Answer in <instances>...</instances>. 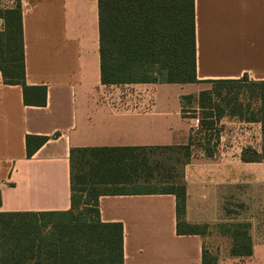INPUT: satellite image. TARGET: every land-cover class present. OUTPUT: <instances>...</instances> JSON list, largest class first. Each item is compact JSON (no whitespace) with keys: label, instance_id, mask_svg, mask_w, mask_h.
<instances>
[{"label":"crops","instance_id":"0c3cea01","mask_svg":"<svg viewBox=\"0 0 264 264\" xmlns=\"http://www.w3.org/2000/svg\"><path fill=\"white\" fill-rule=\"evenodd\" d=\"M20 3L26 84L46 87V104L25 106L0 72V213L69 211L72 149L185 146L199 113L196 104L182 112L183 96L195 101L217 80L264 81V0H193L195 82L118 86L101 84L98 0ZM14 5L0 0V11ZM123 87L139 91L120 96ZM217 126L212 155L198 151L183 167L182 220L227 218L220 201L236 190L250 212L244 264H264V241L252 234L264 221V160L240 159L247 147L260 152V124L224 113ZM28 135L51 139L27 158ZM98 207L101 222L123 225L124 264H201L202 236L176 234L174 196L106 193Z\"/></svg>","mask_w":264,"mask_h":264},{"label":"trees","instance_id":"16d2710c","mask_svg":"<svg viewBox=\"0 0 264 264\" xmlns=\"http://www.w3.org/2000/svg\"><path fill=\"white\" fill-rule=\"evenodd\" d=\"M98 8L102 85L195 82L193 0H98ZM0 18L4 21V29L0 32L3 82L22 88L25 106L44 107L46 87H29L26 84L20 0H15L13 8L0 11ZM234 86H238V90L244 89L257 102L255 115L249 113V117L244 116L236 100L239 94ZM222 92L235 94L227 98ZM191 99V96H183L182 104ZM195 104L199 126L212 129L213 133L208 135L211 139H207L208 148L203 150L205 156L212 155L219 132L217 124L225 113L245 122L260 124V152L247 147L242 150L240 159L246 163L264 160V81L252 82L245 76L237 80L212 81L210 90L198 93ZM182 112L185 113L184 110ZM55 137L57 135L52 138ZM50 139L26 136V157L31 158ZM191 140L190 135L187 145L182 147L72 149L71 210L0 213V264H124L123 225L101 222L98 200L106 194L97 190L99 186L146 185L149 188L132 194L172 195L175 198L176 234L200 235L197 225H189L182 220L184 182H175L170 171L165 174L164 162L151 160L156 150H183L188 157ZM76 157L88 167L84 190H75L74 187ZM81 177L79 180H85V176ZM88 194L90 199L86 200ZM108 194L127 193L114 191ZM81 207L89 209V217L80 211ZM248 230V223L232 226L228 234L232 241L231 256H250ZM201 264H207L203 250Z\"/></svg>","mask_w":264,"mask_h":264},{"label":"rangeland","instance_id":"374dc122","mask_svg":"<svg viewBox=\"0 0 264 264\" xmlns=\"http://www.w3.org/2000/svg\"><path fill=\"white\" fill-rule=\"evenodd\" d=\"M242 87L243 85H238ZM238 86H234L236 88L235 92H238V96L236 97L237 102L241 105V108L244 112L245 117H249V113L252 115H255L256 108L258 107L257 102L254 99H251L248 94L245 93L244 89H239ZM238 87V88H237ZM130 88H124L121 90L120 96H125L124 93L126 92L124 90H128V93L132 90L133 92L139 91V87L136 90ZM238 90V91H237ZM223 96H226L227 98H232L234 92L230 94L223 93ZM219 102V99H216ZM193 108H195V101L194 98H192L188 103L184 104V111L186 113H193ZM209 128V127H208ZM212 129H207V127H200L198 126L191 134L192 140H191V146L189 149V156L187 157L185 154V151L183 150H156L153 158L151 159L153 162L161 161L164 162L166 165V172L172 174V176L175 178V182L182 183V175H183V167L184 163H187L191 156H195L198 151L203 152L204 149L208 148L206 146L207 139L209 138L208 135H211ZM208 144L210 146V141H208ZM75 170L74 175L75 179L74 187L75 190H84L86 188V182L88 181V167L83 164L82 162H79V158L76 157L75 159ZM169 168V169H167ZM81 176H85V180H79L80 178H83ZM149 188V186L146 185H135V186H125V187H114V186H99L97 190L101 192L102 194L106 193H112L114 191H121L124 193H133L135 191H143L144 189ZM237 191L234 190L229 192L228 190H224V194L222 196V199L220 201L222 210L224 212V216L227 218H224L213 225H197V232L200 233V236L203 238V247L202 250L205 253L206 256V263L207 264H244V258L243 257H234L230 255V248H231V238L228 234L232 231V226L234 224L238 223H246V219L250 212H248L247 207L240 203L236 199ZM90 199L89 194L86 195V200ZM92 204V201H90ZM89 208V207H88ZM87 210L84 207L80 208V211L85 212V216H88ZM79 211V212H80ZM92 214V213H91ZM93 216V215H92ZM257 224V226H256ZM254 224V229L256 230V233L252 232V234H256V239L264 241V221L257 222ZM205 226L206 228H203ZM250 234V229L248 230V235ZM250 238V236H249ZM251 242V239H250Z\"/></svg>","mask_w":264,"mask_h":264}]
</instances>
